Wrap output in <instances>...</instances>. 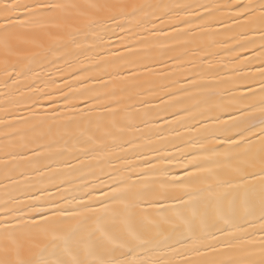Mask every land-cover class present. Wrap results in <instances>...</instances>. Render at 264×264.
<instances>
[{"label": "snow or ice", "instance_id": "snow-or-ice-1", "mask_svg": "<svg viewBox=\"0 0 264 264\" xmlns=\"http://www.w3.org/2000/svg\"><path fill=\"white\" fill-rule=\"evenodd\" d=\"M0 264H264V0H0Z\"/></svg>", "mask_w": 264, "mask_h": 264}]
</instances>
